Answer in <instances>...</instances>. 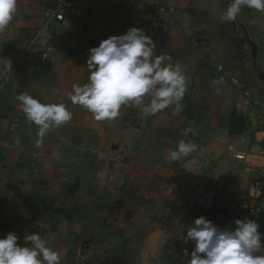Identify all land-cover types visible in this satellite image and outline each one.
Instances as JSON below:
<instances>
[{
	"label": "crops",
	"instance_id": "0c3cea01",
	"mask_svg": "<svg viewBox=\"0 0 264 264\" xmlns=\"http://www.w3.org/2000/svg\"><path fill=\"white\" fill-rule=\"evenodd\" d=\"M162 1L174 9L175 20L169 41L156 45L155 55L169 57L166 62L179 64L183 71L187 87L179 106L145 115L137 106L123 105L117 118L99 121L69 98L74 84L89 82L88 50L109 36L151 21L157 1L90 0L97 18L93 30L81 31L77 23L55 30L53 51L38 64L34 50L23 57L27 41L19 33L39 27L44 9L54 0H17L11 22L0 32V84L7 72L5 60L12 65L17 59L19 85L0 92V237L15 232L18 244L30 246L24 240L30 226V233L40 234L59 253L60 264H186L189 257L183 249L191 252L194 243L185 242L186 232L177 228L180 218L168 248L163 238V248L152 253L147 234L138 239L137 248L131 244L140 199L144 203L154 187L175 188L166 181L178 174L193 176L183 163L199 162L200 156L227 163L225 172L237 181L223 191L233 192L235 199L205 187L215 192L218 205L254 193L251 185L259 178L263 158L248 155L239 161L232 149L264 146L256 108L249 106L253 101L264 107V13L242 6L235 21H225L232 0ZM187 29L192 30L190 37ZM219 63L223 74L239 79L249 97L241 87L219 81ZM21 93L42 104H64L72 119L51 127L39 142L38 126L26 119L17 100ZM181 140L196 149L178 160L185 161L179 170L167 164L173 163L169 153ZM193 166L197 173V165ZM99 170L105 171L104 178L98 177ZM183 188L182 182L180 191ZM260 223L264 234V214Z\"/></svg>",
	"mask_w": 264,
	"mask_h": 264
},
{
	"label": "clouds",
	"instance_id": "9594fccd",
	"mask_svg": "<svg viewBox=\"0 0 264 264\" xmlns=\"http://www.w3.org/2000/svg\"><path fill=\"white\" fill-rule=\"evenodd\" d=\"M17 0H0V32L11 22ZM242 6L264 13V0H232L223 19L235 21ZM156 43L138 27H130L124 34L112 35L88 50L86 67L89 82L73 85L71 102L91 112L96 120H112L120 115L123 105L132 104L145 115H153L182 99L187 83L179 64L166 61L169 57L155 55ZM7 71L10 72V62ZM148 98V102H146ZM26 119L38 126L37 136L42 142L48 130L72 119L64 104H42L31 95L21 93ZM196 145L181 140L169 153L172 162L187 157ZM235 228H220L204 216L195 218L188 227L185 242L194 243L186 264H264V234L259 224L249 218L234 221ZM15 232L0 237V264H60V255L47 246L38 233L24 236L30 246L18 244Z\"/></svg>",
	"mask_w": 264,
	"mask_h": 264
},
{
	"label": "built area",
	"instance_id": "2783aa9c",
	"mask_svg": "<svg viewBox=\"0 0 264 264\" xmlns=\"http://www.w3.org/2000/svg\"><path fill=\"white\" fill-rule=\"evenodd\" d=\"M157 1V11L155 17L145 24H138V27L144 30L145 34L150 36L156 45L168 42L170 39L171 22L175 20L174 9L163 3L162 0ZM90 0H54L52 5L44 9V18L42 24L32 31H23L19 33L20 39L27 41V46L23 52V57H26L30 50L35 51V58L38 64L46 61L53 46L51 43L55 30L70 29L72 24L77 23L78 28L84 32H90L97 24L95 11L90 7ZM187 36L192 35V30H186ZM71 41L76 43L77 38L71 37ZM194 44H197L194 42ZM21 55V54H20ZM17 59L10 67V72L7 71L0 84V92L3 87H9L11 90L18 88V83L15 80L17 74ZM223 65H216V72L219 81H228L233 86L241 87L239 79L235 76H227L222 73ZM240 85V86H239ZM240 92L249 97V92L246 88H239ZM3 105V99L0 94V109ZM251 108H256V123L258 131L263 134L264 139V107L258 106L255 102L249 101ZM233 157L239 161L245 160L248 155H259L264 161V146H259L254 143L248 151L232 149ZM99 178H104L105 171L99 170ZM251 188L254 193L244 196L239 200H230L218 205L219 199L214 191L208 188L201 189L191 200L184 206L180 221L177 228L187 232L193 220L200 216H204L214 225L220 228H235L234 221L236 219L243 220L245 218L252 219L259 224L258 231L261 232L260 217L264 214V163L259 169V178L252 182ZM29 230L25 236L31 234ZM35 230V229H33ZM40 235V234H39ZM258 255L264 253H257Z\"/></svg>",
	"mask_w": 264,
	"mask_h": 264
},
{
	"label": "rangeland",
	"instance_id": "374dc122",
	"mask_svg": "<svg viewBox=\"0 0 264 264\" xmlns=\"http://www.w3.org/2000/svg\"><path fill=\"white\" fill-rule=\"evenodd\" d=\"M183 162L168 163L167 166H176L180 170V163ZM226 164L219 162V160L208 162L206 156H200L199 162L186 161L185 164L183 163L184 170L190 171L193 176L190 177L189 174H183L185 176L183 178L178 176L180 175L178 174L173 180L167 179L166 183L175 186V188L170 189L171 191L154 187L152 193L148 197L145 196L146 201L144 203H142L141 199L139 201L140 207L137 208L138 213L135 214L137 222L132 227L130 235L131 244L137 248L140 244L138 239H141L143 234H147L149 236V249L153 251L152 253L163 248L160 245L163 238H167L164 246L166 248L173 241L170 239L182 215L185 204L199 188L210 187L220 197L226 195L229 199H235L233 192L223 194L226 185L236 184L237 182L232 177L231 172H225ZM193 165H197L195 166L198 169L197 173L192 172L194 171ZM182 182L185 187L183 188L184 192L180 191ZM188 186L191 188H188ZM139 197L142 198V196Z\"/></svg>",
	"mask_w": 264,
	"mask_h": 264
},
{
	"label": "water",
	"instance_id": "95a60500",
	"mask_svg": "<svg viewBox=\"0 0 264 264\" xmlns=\"http://www.w3.org/2000/svg\"><path fill=\"white\" fill-rule=\"evenodd\" d=\"M125 160V159H124Z\"/></svg>",
	"mask_w": 264,
	"mask_h": 264
}]
</instances>
